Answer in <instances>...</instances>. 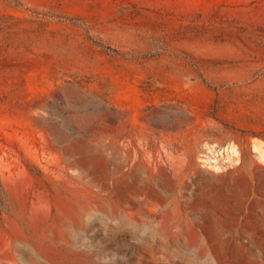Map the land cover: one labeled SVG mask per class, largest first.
Here are the masks:
<instances>
[{
	"label": "rangeland",
	"instance_id": "374dc122",
	"mask_svg": "<svg viewBox=\"0 0 264 264\" xmlns=\"http://www.w3.org/2000/svg\"><path fill=\"white\" fill-rule=\"evenodd\" d=\"M0 264H264V0H0Z\"/></svg>",
	"mask_w": 264,
	"mask_h": 264
},
{
	"label": "built area",
	"instance_id": "2783aa9c",
	"mask_svg": "<svg viewBox=\"0 0 264 264\" xmlns=\"http://www.w3.org/2000/svg\"><path fill=\"white\" fill-rule=\"evenodd\" d=\"M227 152H230L232 154H234V156H236V153H238V148H237V145L234 144V145H231L229 148H227V150H225Z\"/></svg>",
	"mask_w": 264,
	"mask_h": 264
}]
</instances>
